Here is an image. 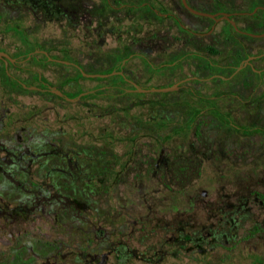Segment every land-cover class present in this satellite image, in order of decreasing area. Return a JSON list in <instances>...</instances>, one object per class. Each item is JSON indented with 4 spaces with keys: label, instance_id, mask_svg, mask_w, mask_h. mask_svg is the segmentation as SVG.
<instances>
[{
    "label": "rangeland",
    "instance_id": "374dc122",
    "mask_svg": "<svg viewBox=\"0 0 264 264\" xmlns=\"http://www.w3.org/2000/svg\"><path fill=\"white\" fill-rule=\"evenodd\" d=\"M85 1L86 34L73 27L77 21L42 11L36 12L38 17L29 11H18L11 20L2 17L0 32L18 48L6 28L16 25L40 47L63 52L87 73H108L116 56L127 57L124 74L138 87L131 89L112 74L79 75L73 64L40 54L21 60L18 67L3 68L0 60V134L23 130L28 138L46 139L51 143L46 147L74 148L80 170L86 167L84 214L89 218L74 231L76 242H102L101 231H94L99 225L115 240L121 224L127 231L136 220L130 242L140 244L139 256L126 264H264V132L241 130L264 127V37L231 34L224 23L210 33H197L205 30L206 21L183 15L179 0ZM212 1L249 10L253 0ZM236 20L242 24L250 17ZM254 27L263 29L248 22L245 30ZM243 48L254 55L250 64L261 69L259 74H246L250 68L242 64L227 79L208 78L207 62L237 64ZM171 61L172 66H157ZM38 75L68 95L93 88L96 94L82 103L17 83L39 87ZM163 87L170 90H156ZM199 95L213 96L237 127L204 114L187 126L192 108L201 106ZM175 129L180 131L174 134ZM104 165L108 175L121 171V180L104 185ZM217 200L219 207L226 203L234 212L228 224L219 226L216 238L202 240L209 227L198 226L223 216ZM56 228L65 232L60 224ZM109 262L115 263L113 256Z\"/></svg>",
    "mask_w": 264,
    "mask_h": 264
},
{
    "label": "flooded vegetation",
    "instance_id": "af4514ba",
    "mask_svg": "<svg viewBox=\"0 0 264 264\" xmlns=\"http://www.w3.org/2000/svg\"><path fill=\"white\" fill-rule=\"evenodd\" d=\"M179 1L178 8L183 10V15L191 13L206 21L205 30L199 32L191 30L192 33L207 34L213 30L214 26L224 23L231 34L247 35L254 38L264 37V34L260 35L264 33V3L260 0L251 1L249 10L223 7L212 0H185L186 4L194 11L189 10L182 0ZM146 6H149L153 11L156 10L148 4ZM85 8V0H0V19L6 17L11 20L18 11H29L31 16L36 17H38L37 11L49 12L54 18L77 21L74 22L73 27L82 28L86 34L84 27L86 14L82 13ZM130 9L133 10L134 7L131 6ZM259 12H262V18L259 16ZM239 16L250 17V20L239 24L236 20ZM230 20L234 21L235 26L231 24ZM177 22L182 26L181 22ZM248 22L263 29L259 30L254 27V31L245 30V25ZM3 27L5 28V26ZM6 28H8L7 36L16 39L19 46L16 48L10 42L5 41L3 32H0V51L8 55V58L0 56L3 68L7 64L18 67L21 60L37 59V55L40 54L45 60L71 63L81 72V67L67 60V55L63 52H50L47 48L40 47L35 40L23 34L21 28L16 25H8ZM242 52L244 56L239 59L237 64L218 65L207 62L206 66L211 70L208 78L227 79L242 70L244 68L242 64H246L250 68L246 74L250 72L259 74L261 69L250 64L254 55L249 54L244 48ZM171 62L173 63H160L157 66L162 68L167 65L172 66L175 61ZM226 70H229V74L225 76L223 71ZM121 72L124 74L125 71ZM191 78L193 80L201 79L196 76H191ZM125 79L131 89H136L132 80L127 79L126 76ZM38 80L40 81L39 87L26 85L18 80L17 83L24 88L40 89L51 94H56L50 90L55 88L61 91V95L56 94L60 98L70 97L72 99L70 101L86 103V90H77L74 94L68 95L58 86L44 80L40 75H38ZM198 97L201 106L192 108L189 122L192 113L197 110L199 114L196 118L204 114L220 121L219 117L214 114L215 108L220 107L215 104L213 96L206 98L199 95ZM233 126L232 128L237 127L236 124ZM251 127L261 128V130H253L254 132H264V127L261 125L254 124ZM251 127L242 126L241 130L245 133L249 130L244 128ZM1 130L2 125L0 124ZM48 144L51 143L46 139L28 138L23 130L0 134V264H112L109 262L111 256L115 259L114 264H126L129 259L139 256L140 244L130 242L136 220H132V226L127 231L121 224L116 231L115 240H110L111 234L106 228H101L99 225L94 231H101L102 242L99 244L86 243V238L82 240L83 243L79 240L76 242L74 231L79 232L82 227L80 224L89 223L88 215L84 214L86 211V190L84 189L86 187V167L82 171L80 170L78 160L74 158V148L71 146L60 147L59 144L52 143L51 147H46ZM162 151L163 148L160 149L158 160ZM103 167L100 181L104 185H108V181L119 182L121 180V171L117 170L118 172H115L114 175H108L106 165ZM152 167L154 169L155 165ZM81 175L82 178H80ZM75 182L82 183L76 186ZM202 192L201 194L204 196L205 191L204 194ZM80 194L83 196L82 199L78 196ZM144 197L142 200H145ZM215 202L217 210L221 211L223 216H213L210 222L207 221V217L204 219L203 222L208 223L198 227L202 229L206 225L209 228L202 233V240L207 237L216 238L219 226L228 224L231 220L229 215L234 212H229L230 205L225 203L219 207L218 200ZM57 224L65 228L64 233L57 231ZM75 225H78V228H75ZM165 225L168 226V223ZM53 226L55 227L52 228ZM81 231H86V229L81 228ZM85 233L83 232V234ZM182 235L186 240L185 232ZM168 240L170 241L171 238L169 237ZM197 243L195 242V244ZM178 246L181 248L183 242H179ZM148 247L154 248V245L149 244ZM159 249L162 250V248Z\"/></svg>",
    "mask_w": 264,
    "mask_h": 264
},
{
    "label": "trees",
    "instance_id": "16d2710c",
    "mask_svg": "<svg viewBox=\"0 0 264 264\" xmlns=\"http://www.w3.org/2000/svg\"><path fill=\"white\" fill-rule=\"evenodd\" d=\"M128 58L126 57H120V56H116L114 58V61L112 62V64L110 65V67L108 68V73H111L113 75V77L115 79H117L118 81H123L126 80L125 76L123 73H119L118 71H125V63L127 61ZM237 62H239L237 60ZM79 75H83L81 72H79ZM96 94V90L93 88L89 91L86 92V98L90 97L91 95H95ZM199 111H195L192 113L191 116V120L190 122L187 124V126H189L193 120L198 116ZM214 114H216L219 117L220 122L224 125V126H229V127H234V123L232 122L231 116L229 113H227L226 111H224L223 109H220L218 107L215 108L214 110ZM158 125L160 126H167L169 125V122L166 121H159ZM245 130H261V128L259 127H251V128H244ZM178 131H180V129H175L173 133H177ZM257 261H252L249 264H257Z\"/></svg>",
    "mask_w": 264,
    "mask_h": 264
},
{
    "label": "water",
    "instance_id": "95a60500",
    "mask_svg": "<svg viewBox=\"0 0 264 264\" xmlns=\"http://www.w3.org/2000/svg\"><path fill=\"white\" fill-rule=\"evenodd\" d=\"M182 2L185 4V6L189 9V10H192V11H194L193 9H191L187 4H186V2H185V0H182ZM197 12V11H196ZM200 13V12H199ZM230 22H231V24L233 25V26H235L234 25V21L233 20H230ZM236 28V27H235ZM251 35H254V34H252V33H250ZM264 33H262V34H260V35H263ZM0 56H4V57H6V58H8V55L6 54V53H4L3 51H0ZM60 61V60H59ZM241 67V66H240ZM80 70H81V73L83 74V75H86V76H95V75H97V76H106V75H108V74H111V73H87V72H84L81 68H80ZM119 73H122L121 71H118ZM133 84H134V87L135 88H137L138 86L133 82ZM178 87V83L176 82V83H174V86H173V88H177ZM173 88H171V89H173ZM52 92H54V93H56V94H58V95H61V91L60 90H58V89H55V88H51L50 89ZM139 90H142V88H140ZM156 90H170V87H163V88H157ZM66 99H68V100H72L70 97H66ZM203 194H204V191L202 192Z\"/></svg>",
    "mask_w": 264,
    "mask_h": 264
}]
</instances>
